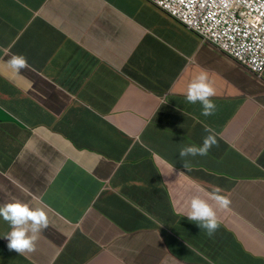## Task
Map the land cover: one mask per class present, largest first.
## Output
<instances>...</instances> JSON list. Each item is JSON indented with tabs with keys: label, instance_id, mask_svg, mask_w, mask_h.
Wrapping results in <instances>:
<instances>
[{
	"label": "crops",
	"instance_id": "crops-1",
	"mask_svg": "<svg viewBox=\"0 0 264 264\" xmlns=\"http://www.w3.org/2000/svg\"><path fill=\"white\" fill-rule=\"evenodd\" d=\"M18 1L29 10L15 0H0V205L15 198L43 208L48 219L37 234L34 252L20 264H55L60 258L62 264H72L70 259L85 247H104L122 238L101 213L106 194L124 198L162 224L176 226L178 218L168 217L159 203L165 194L163 184H173L185 161L186 169L215 170L221 164L213 158L222 155L218 151L213 157H180L179 149L199 146L209 134L206 128L223 129L221 110L236 108L227 100L237 99L236 83L263 93L257 99L264 108V77L247 76L240 64L218 57L212 46L168 18H159L153 9H145L137 23L106 0H48L38 12L41 21L31 24V13L40 2ZM105 10L115 15L112 21L103 18ZM63 37L82 49L77 50L84 72L79 80L68 78L60 59L53 57L57 48L67 44ZM98 47L103 58L96 56ZM11 54L26 59L27 66L18 74L5 63ZM202 71L214 89L216 108H221L211 119L201 115L199 103L191 105L184 99L188 84ZM17 76L27 83H14ZM53 96L64 97L53 104L54 111L45 105ZM149 103L157 105L152 113L143 114L152 108ZM242 116L252 118L245 107ZM250 124L242 128L230 123L221 137L250 158L259 153L264 168V110ZM116 131L130 137L129 147L124 144L112 151ZM194 176L199 178V170ZM241 178L245 181L233 191L235 210L264 231V183L253 176ZM231 225L249 251L255 255L264 251V234L258 229L238 217ZM7 231L0 218V236ZM71 231L69 237L64 235ZM219 231L208 235L187 220L176 230L204 256L223 246ZM154 232H126L125 239ZM178 236L166 240L172 254L163 250L162 243L156 245L159 264L201 260ZM135 241L148 245L149 237ZM74 264L122 261L104 248L101 256Z\"/></svg>",
	"mask_w": 264,
	"mask_h": 264
},
{
	"label": "clouds",
	"instance_id": "clouds-1",
	"mask_svg": "<svg viewBox=\"0 0 264 264\" xmlns=\"http://www.w3.org/2000/svg\"><path fill=\"white\" fill-rule=\"evenodd\" d=\"M38 1L40 2V7L31 13V24L41 21L38 12L48 2V0ZM106 1L114 6L117 11L137 23L143 17L145 9L162 12L166 18L197 36L202 43L212 46L221 56L230 58L240 64L256 79L259 80L264 77V66L260 71H254L243 62L246 58V52L242 47L245 41L249 39L244 35L245 33L252 29L256 33L264 32V0H208L206 7L203 10H198L195 15L190 14V17L187 18L188 20H181L177 16L172 17L158 4L157 0H134L138 4L137 10L126 8L121 0ZM15 2L29 10L24 3L18 0H15ZM194 6L195 4L192 7ZM45 26L58 32L47 23H45ZM63 38L67 44H62L57 48L53 57L60 59L61 70L68 78L79 80L83 77L84 72L77 50L82 51V49L78 43L67 40L65 37ZM133 60L131 59L128 64L133 63ZM5 63L14 74L20 73V70L27 66L26 59L22 54H11ZM237 89L243 97L241 98L239 94H237V99L234 100L227 97L229 102L236 104V108L225 106L221 110L222 117L225 118L223 129L230 123H235L242 128L250 127L253 125L250 123L257 117L259 112L264 110L261 106L262 100L257 99L263 93L251 90L246 93L243 89L238 87ZM151 92L154 93L153 91ZM184 99L191 105L199 103L201 115L205 116L206 119L215 117L221 109L220 106L216 108L214 89L203 71L188 84ZM252 106H256L257 111ZM244 107L248 108L252 114L250 120L242 116ZM223 129L216 132L206 128L205 130L209 134L203 138L199 146L195 144L184 145L179 149L180 157H194L197 155L213 157L218 151H221L222 155L220 158H213L221 164L215 170L195 167L186 169L187 162L185 161L184 167L182 166L173 176V184H163L165 194L159 203L168 217L174 216L178 218L179 221L176 222V226L166 223L162 224L157 218L146 216L135 209L130 202L115 194L113 196L111 194L104 196L101 201L105 207L101 213L104 215V219L112 223L118 230L122 229L108 217L107 209L113 211V216L117 220L123 216L116 211L115 207L129 211L133 215H143L146 218L145 228L129 233L155 231L150 233L148 245L140 243L139 246L132 247L134 244H131V242L136 243V237H140L139 235L142 233L125 239L126 232L122 230V238L104 245L108 254L117 258L115 256L117 249L123 247L124 256L118 258L122 261V264H131L130 261L134 260H137L138 263H143L147 257H150V260L145 264H159L156 254V243L160 245L162 243L161 247L163 250L167 253L168 249L172 254L170 243L166 240L168 236H178L176 232L178 226L182 221L187 220L195 222L208 235H211L215 230H220L224 244L204 256L178 236L180 238L178 241L186 249L191 250L201 258L200 261L178 260L187 264H237L245 256H256L247 249L239 233L231 224L235 222V217H238L258 229L262 234H264V231L235 210L233 191L239 183L245 181L242 180L241 176H253L254 181L264 183L263 164L258 159L259 153L256 157L250 158L223 140L221 137ZM70 140L75 142L72 139ZM75 144L78 149H82L76 142ZM221 147H223L222 150H220ZM262 153L264 154V152ZM196 170H199L200 174L198 179L194 176ZM176 188L190 191L193 195L176 191ZM175 191L184 197L190 198L187 207L177 201L174 195ZM0 218L9 228V231L0 236V238H3L0 244V264H20L27 259V254L34 252V242L37 239V234L48 224L46 213L41 207H33L14 198L0 205ZM157 233H162V237L153 238V235Z\"/></svg>",
	"mask_w": 264,
	"mask_h": 264
},
{
	"label": "trees",
	"instance_id": "trees-1",
	"mask_svg": "<svg viewBox=\"0 0 264 264\" xmlns=\"http://www.w3.org/2000/svg\"><path fill=\"white\" fill-rule=\"evenodd\" d=\"M121 2L124 3L126 8H129L132 10L138 9V4L134 0H121ZM157 16L159 18H163V17H165V14L162 12H158ZM153 92L158 97H160L162 95V93H159L156 91H153ZM149 104L152 105V108L148 109V111L143 113V114L152 113L153 112V106L157 105L155 103H149ZM155 113H156V111H155ZM138 114H142V113H138ZM125 116H128V115H125ZM134 116L135 115H132V117H134ZM115 133H116V138L113 141L112 151H114L116 148H118L119 146L124 145V144H127L128 147L131 145V142L129 140V138H130L129 136H127L126 134H124L123 132H120V131H116ZM176 191L186 192L189 195H193L192 192L186 191L182 188H176ZM176 191L174 192V195L176 196L177 201L180 202L181 204H183L185 207H187L188 203L190 201V198L184 197V196L180 195L179 193H177ZM115 209L119 214H121L123 216L119 220L114 218L113 211L107 209L106 213H107L108 217H110L112 219V221L115 224H117L125 232L129 233V232H134V231L141 230V229L145 228L146 218L143 215H133L131 212L126 211V210L121 209V208H118V207H115ZM122 230H119V231L122 232ZM139 236L140 237H150L151 234L150 233H142ZM124 242H125V240H124ZM139 245H140V243H135L134 245H132V247L139 246ZM149 260H150V257H147L143 263H138L137 260L130 261V262H131V264H145ZM237 264H264V251H262V250L259 251L255 257L245 256V258L239 260L237 262Z\"/></svg>",
	"mask_w": 264,
	"mask_h": 264
},
{
	"label": "built area",
	"instance_id": "built-area-1",
	"mask_svg": "<svg viewBox=\"0 0 264 264\" xmlns=\"http://www.w3.org/2000/svg\"><path fill=\"white\" fill-rule=\"evenodd\" d=\"M208 0H157L158 4L172 17L177 16L186 20L190 14L195 15L203 10ZM193 4H195L194 7ZM188 20V19H187ZM247 39L242 46L246 52L243 60L254 71H260L264 66V32L256 33L254 29L245 33Z\"/></svg>",
	"mask_w": 264,
	"mask_h": 264
},
{
	"label": "rangeland",
	"instance_id": "rangeland-1",
	"mask_svg": "<svg viewBox=\"0 0 264 264\" xmlns=\"http://www.w3.org/2000/svg\"><path fill=\"white\" fill-rule=\"evenodd\" d=\"M115 17V15L109 11V10H105L104 14H103V18L104 19H108V20H113ZM77 30V29H76ZM81 30V29H80ZM88 43V42H86ZM96 56L97 57H100V58H103V49L101 47H98V51L96 52ZM217 56L218 57H221V55L219 53H217ZM234 67H238L237 65H232ZM240 70L246 74L247 76H250V77H253L250 73H248L246 70L244 69H241ZM1 74V73H0ZM107 80H110L111 78H106ZM14 83L16 84H20V85H24L27 83V81L21 77H16V79L14 80ZM238 88L242 89L240 84L239 83H236L235 84ZM243 89L244 92H248L249 90H247V88L244 86ZM56 91V89H55ZM239 96H241V98L243 97L242 94L239 93ZM64 100V97H55L53 96L51 99H50V102H45V105L50 107L53 111H54V108H53V104L56 102H62ZM252 108L254 110L257 111V108L256 106H252ZM130 121V120H129ZM128 121V123H129ZM47 217V216H46ZM250 217V216H249ZM48 220V219H47ZM183 223V221H182ZM48 225V224H47ZM72 234V231L71 232H64V235H67V237H69L70 235ZM158 237H162V233H157L156 235H153V238H158ZM35 243V242H34ZM158 243H156L157 245ZM104 252V247L102 246H99V247H96V248H89V247H85L84 249H82L75 257L71 258L70 260L72 261V264L74 263H77L79 261H82V260H92V259H95L99 256L102 255V253ZM115 256L117 258H122L124 256V248L123 247H119L117 249V252L115 254ZM55 264H62V258H60L59 261H56Z\"/></svg>",
	"mask_w": 264,
	"mask_h": 264
}]
</instances>
